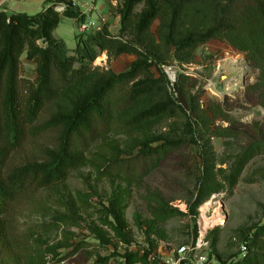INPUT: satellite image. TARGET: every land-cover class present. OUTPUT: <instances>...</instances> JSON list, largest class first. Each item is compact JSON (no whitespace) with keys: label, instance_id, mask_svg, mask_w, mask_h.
<instances>
[{"label":"trees","instance_id":"16d2710c","mask_svg":"<svg viewBox=\"0 0 264 264\" xmlns=\"http://www.w3.org/2000/svg\"><path fill=\"white\" fill-rule=\"evenodd\" d=\"M70 1L47 0V7L34 16L0 12V264H12L10 253L25 249L31 236L61 225H81L75 214H60L31 225L21 223L20 218L33 211V201L42 191L64 184L84 167L87 153L100 138L117 128L131 132L164 117L179 115L186 121V139L155 136L134 142L127 152L110 147L111 157L96 167L101 178L112 174L145 177L168 152L197 143L194 124L185 109L198 112L195 97L183 94L180 78L176 85L179 97H175L163 66L192 64L196 51L213 40H225L255 58L259 55L257 44L264 39V0H122L118 39L104 27L99 32L78 34L76 49L70 50L54 35L62 18L78 23L85 20L74 8L64 12L54 8ZM105 51L110 61L123 55L135 60L120 74L94 68ZM24 56L35 66L31 76H23ZM117 119L123 120L116 125ZM205 185L191 209L194 215L212 195L210 188L216 186L209 180ZM119 202L113 195L101 211L116 235L130 243ZM175 212L168 209L164 214ZM262 238L264 225L242 245L248 253L238 263L232 261L240 253L230 263L211 258L218 264H258ZM98 240L102 246L110 242L100 236ZM72 247L63 257L56 250H47L43 264L66 261L82 245ZM251 248L257 251L253 256ZM150 255L149 250L142 256L98 254L96 264H150ZM112 257L120 261H112Z\"/></svg>","mask_w":264,"mask_h":264},{"label":"rangeland","instance_id":"374dc122","mask_svg":"<svg viewBox=\"0 0 264 264\" xmlns=\"http://www.w3.org/2000/svg\"><path fill=\"white\" fill-rule=\"evenodd\" d=\"M121 2H105L110 15L108 21H99L115 39L120 31ZM156 29L157 24L153 31ZM78 34L72 21L63 19L57 39L74 50ZM263 40L257 44L259 55L255 58L225 40H213L196 51L192 64L173 62L163 66L165 75V70L171 69L177 76L175 86L169 85L175 97H179L176 87L179 78L183 94L195 97L198 112L185 109L194 124L197 143H187L168 152L145 177L112 174L101 178L96 167L111 157L110 147L127 152L134 142L155 136L186 139V121L179 115L164 117L131 132L117 128L100 138L87 153V164L74 171L64 184L37 195L33 211L20 218L21 223L31 225L48 222L56 215L75 214L80 217L81 225H61L31 236L25 249L10 253L11 263L43 264L47 250H56L63 257L72 252L74 244L82 248L66 259L67 264H96L98 254L142 256L145 250L153 254L161 247L169 249L168 254L174 256L177 248L192 242L198 221L204 223V217L213 224L208 228L215 227L208 231L207 254L221 263H230L237 257L246 240L264 225ZM134 60V56L123 55L110 61L105 51L93 67L120 74L128 71ZM22 62L23 76H31L34 64L26 56ZM153 71L159 76L158 68L154 67ZM122 120L117 119L115 124ZM206 180L216 186L210 188L212 195L198 206L194 215L191 209L202 189L206 190ZM113 195L120 198L119 207L130 243L121 240L104 220L102 205H108ZM207 202L210 205L205 207ZM168 209L178 212L165 215ZM216 217L222 219L218 224ZM98 236L110 241L109 244L102 246ZM261 241L264 244V238ZM255 253L251 248L249 254ZM259 253L258 264H264V247ZM112 259L120 261L119 257Z\"/></svg>","mask_w":264,"mask_h":264},{"label":"built area","instance_id":"2783aa9c","mask_svg":"<svg viewBox=\"0 0 264 264\" xmlns=\"http://www.w3.org/2000/svg\"><path fill=\"white\" fill-rule=\"evenodd\" d=\"M99 0H71L67 4L57 5L54 8L59 12H64L67 8L71 7L80 12V16L85 17L83 22L78 23V33L88 34L102 31L100 22L92 19V14L96 11V3ZM103 2L115 3V0H100ZM168 77L169 85L174 87L177 82V76L171 69L165 70ZM214 223V221H213ZM213 225L204 217V223L199 220L197 224L196 236L188 245L181 246L174 251V256H170L169 249L161 247L155 253L151 254L148 258L150 264H218L214 258L207 254V235L208 231L214 230V226L208 228L207 226ZM246 247H241L240 255L232 261L238 263L247 255ZM144 254V252H143ZM56 264H67L66 261L58 262Z\"/></svg>","mask_w":264,"mask_h":264},{"label":"crops","instance_id":"0c3cea01","mask_svg":"<svg viewBox=\"0 0 264 264\" xmlns=\"http://www.w3.org/2000/svg\"><path fill=\"white\" fill-rule=\"evenodd\" d=\"M95 5H96V11L92 14V19L97 21V23L99 21L101 22L108 21V17L110 14L109 13L107 14L106 3L99 0ZM46 7H47V0H0V12H5L8 15L28 14L30 16H34L42 12ZM63 19H69V18H62V20ZM70 20L72 21L75 29H78V21H76L75 19H70ZM59 27L54 33L56 38ZM75 42H76V37H75ZM76 46H77V42H76Z\"/></svg>","mask_w":264,"mask_h":264},{"label":"bare ground","instance_id":"6f19581e","mask_svg":"<svg viewBox=\"0 0 264 264\" xmlns=\"http://www.w3.org/2000/svg\"><path fill=\"white\" fill-rule=\"evenodd\" d=\"M207 205L205 207H208L210 205L209 202L206 203ZM217 205V204H216ZM219 206V205H218ZM208 210V209H207ZM217 215V214H216ZM204 220V219H203ZM207 220V219H206ZM222 221L221 217H216V223H220ZM203 223V222H202Z\"/></svg>","mask_w":264,"mask_h":264}]
</instances>
